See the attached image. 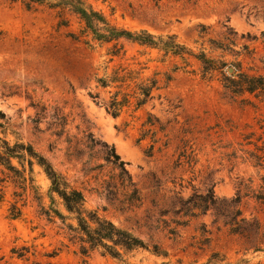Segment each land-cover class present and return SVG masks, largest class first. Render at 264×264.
I'll use <instances>...</instances> for the list:
<instances>
[{
  "label": "rangeland",
  "instance_id": "1",
  "mask_svg": "<svg viewBox=\"0 0 264 264\" xmlns=\"http://www.w3.org/2000/svg\"><path fill=\"white\" fill-rule=\"evenodd\" d=\"M82 1L117 29L170 36L193 55L240 63L246 74L264 77V0ZM58 21L56 11L46 7L27 11L20 1L0 0V112L6 121L0 137L32 146L83 193L88 210L147 246L158 245L167 256L139 250L120 259L101 251L83 257L61 222L43 215L33 194L19 201L9 187L0 198V264H264V204L250 197L239 203L241 218L261 226L260 235L249 240L230 235L212 210L196 218L175 215L179 202L194 193L212 190L223 202L235 197L241 180L259 186L264 173L258 175L243 157L253 150L247 143L264 142V94L231 97L220 75L201 78L195 59L187 60L186 70L175 71L184 66L179 58L122 40L124 60L144 64L146 77L158 73L161 88L143 108L123 109L115 119L101 105L109 95L94 81L103 75L106 48L92 50L73 41L68 35L79 31L75 18L67 28L57 27ZM97 93L100 104L89 96ZM148 118L154 135L137 143ZM57 119L66 126L59 127ZM85 135L114 148L140 191L138 209L118 211L95 192L100 191L96 172L83 170L67 151L68 140ZM92 158L89 167L102 164L107 175L110 167L101 154L96 151ZM187 158L192 162L186 163ZM33 177L46 210L49 182L37 166ZM16 201L17 208L24 204L19 217L12 213Z\"/></svg>",
  "mask_w": 264,
  "mask_h": 264
},
{
  "label": "trees",
  "instance_id": "2",
  "mask_svg": "<svg viewBox=\"0 0 264 264\" xmlns=\"http://www.w3.org/2000/svg\"><path fill=\"white\" fill-rule=\"evenodd\" d=\"M12 3L20 1L27 11H35L38 7H46L56 11L59 28H67L70 18H75L79 25L77 34L70 33L68 36L75 42H83L88 49L106 48L105 57L107 61L103 68V75L94 78L96 89L105 91L109 95L107 102H101L107 114L113 118L119 117L123 109L133 108L137 111L143 108L147 102L153 99L152 93L160 90L159 74L154 73L152 77H146L147 68L144 64L135 62V59L124 60L126 53L120 44L122 40L135 44L141 48L162 52L164 57L170 55L179 58L184 66L174 70H186L189 67L187 60L195 59L200 64L201 78H212L216 73L222 78L224 91L231 97H242L244 95L255 98L264 94V77L251 76L241 70L240 63H227L207 58L204 54L193 55L183 46L176 43L170 36L155 37L146 31L126 32L111 26L104 16L92 9L82 0H8ZM228 68H233L231 75L226 74ZM170 77H165L169 82ZM90 98L100 104L98 93L89 95ZM59 127H65L62 119H57ZM260 129L264 131V119L261 121ZM148 127L145 133L138 139L137 143L152 133L153 121L148 118L142 127ZM6 128L5 116L0 112V135L4 136ZM260 142V139L257 140ZM68 154L82 163L83 170L96 172L95 181L100 191L96 190L116 210L133 211L141 206L142 198L139 189L132 181L125 166L115 154L114 148H108L105 144L95 142L90 135L74 141L68 140ZM252 145L253 150L246 151L243 161L250 164L258 175L264 173V142L247 143ZM95 151V152H93ZM99 152L101 159L107 167H110L108 174L104 175L102 164L89 167L92 162V154ZM152 146L146 152L151 155ZM86 160L83 161V157ZM186 163H191L192 160ZM183 162L178 161V165ZM41 169L49 182L47 195L49 196L50 207L45 210L41 205L42 197L34 181V167ZM85 167H89L87 170ZM260 184L254 187L250 179L241 180L237 186V192L233 199L219 202L208 190L206 194L194 193L185 201L179 202V208L175 212L180 218H196L212 210L217 219H222L224 226L230 235L239 236L246 240L258 237L261 233V226L254 221H247L241 218V211L238 206L243 197H250L255 201L264 204V175L259 176ZM11 187L13 197L22 200L28 194H33L43 215L48 221L58 219L66 233L68 241L77 246L81 256L87 257L92 251H101L115 259L122 258L125 254L134 251H147L150 254L166 258L158 245L147 246L143 241L124 229L114 226L110 221L100 217L96 212L85 207L83 193L73 188L67 180L46 162L32 146L20 141L10 143L5 137H0V198L5 195V190ZM103 195V196H102ZM21 205L17 208V201L13 204L12 213L15 217L21 215ZM65 213L61 212L60 209ZM178 226V225H177ZM175 235V231L170 233ZM258 250V248H255ZM15 254V253H13ZM17 258H23L18 253ZM162 264H171L162 263ZM177 264H181L177 262Z\"/></svg>",
  "mask_w": 264,
  "mask_h": 264
},
{
  "label": "water",
  "instance_id": "3",
  "mask_svg": "<svg viewBox=\"0 0 264 264\" xmlns=\"http://www.w3.org/2000/svg\"><path fill=\"white\" fill-rule=\"evenodd\" d=\"M233 71H234L233 68H228L226 72L228 75H231L233 73Z\"/></svg>",
  "mask_w": 264,
  "mask_h": 264
}]
</instances>
